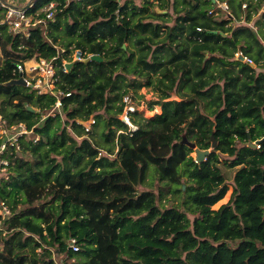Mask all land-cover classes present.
I'll use <instances>...</instances> for the list:
<instances>
[{
    "label": "trees",
    "instance_id": "1",
    "mask_svg": "<svg viewBox=\"0 0 264 264\" xmlns=\"http://www.w3.org/2000/svg\"><path fill=\"white\" fill-rule=\"evenodd\" d=\"M137 1L57 0V21L29 40L0 23V115L40 137L5 154L0 264H264V0ZM72 45L85 57L59 69L65 117L50 114L54 94L8 84L18 62L61 64ZM145 86L161 112L129 111L130 126L124 98ZM183 135L211 152L197 161ZM222 157L238 169L214 209L227 198ZM145 181L156 190L138 191Z\"/></svg>",
    "mask_w": 264,
    "mask_h": 264
},
{
    "label": "built area",
    "instance_id": "2",
    "mask_svg": "<svg viewBox=\"0 0 264 264\" xmlns=\"http://www.w3.org/2000/svg\"><path fill=\"white\" fill-rule=\"evenodd\" d=\"M21 1V0H19ZM25 4L23 6H16L12 3V0H0V11L4 10V18L0 23H5L8 26V31L29 40L31 36V30L33 27L43 24L45 28H48L50 23L57 21L56 12L58 10L57 0H52L39 8H36L38 0H23ZM70 1V0H67ZM218 8L227 9L223 3H217ZM245 7V4H244ZM0 33V41H1ZM72 52L68 54L67 57L63 59V62L59 64L57 62L58 56H52L50 58H41L37 59L33 57L27 61L18 62L15 68V71L19 72V77L22 76L27 82L28 86L33 87L39 94L42 93H51L54 94L57 98L56 104L53 110L50 112L51 115L56 114V110L60 109L62 106L61 95L64 94L62 90H58L57 81L60 78L59 69L62 72H68L70 67L69 62H78L84 59L85 53L81 48H71ZM64 52L65 49H62ZM2 55L1 46H0V56ZM245 60L249 63H253V60L247 56H244ZM18 77V78H19ZM71 92H66V95L69 96ZM127 105V113L129 111H134L135 108L133 105H129V97L124 98ZM124 116V120L132 126L129 115ZM94 122V120H93ZM0 172L5 174L8 173L9 160L5 156L6 153L11 152L10 147H18L19 140L28 134V132H33V130H28L23 123L19 124H9L6 119L0 117ZM87 129L89 127L86 126ZM34 140H37V137L34 136ZM260 146L259 144H257ZM8 176V175H7ZM4 216H7L11 213V210L5 202H2L1 211ZM69 246L78 250L79 245L75 238L70 237Z\"/></svg>",
    "mask_w": 264,
    "mask_h": 264
},
{
    "label": "rangeland",
    "instance_id": "3",
    "mask_svg": "<svg viewBox=\"0 0 264 264\" xmlns=\"http://www.w3.org/2000/svg\"><path fill=\"white\" fill-rule=\"evenodd\" d=\"M150 1H152V0H150ZM256 1H257V0H253V2H256ZM12 3H13L14 5H16V6H23V5L25 4V2H24L23 0H21V1H19V0H12ZM143 3H145L144 0H139V1H137V4H138L139 6H141ZM217 3H223V4L225 5V7H227V3H226V2H217ZM243 8H244V5H243ZM150 10H151V7H150ZM213 12L216 14L218 11H216L215 9H213ZM263 12H264V6H263V8H262V9H261L256 15H254L253 20L257 19V18H258ZM255 28H257V27H255ZM263 42H264V39H263ZM126 46H129L132 50H134V51L137 52L136 47H135L132 43H130V42L126 43ZM70 48H73V45H72ZM90 56H92V55H90ZM130 76H131V77H134L135 75L131 74ZM27 86H28V85H27ZM37 93H38V92H37ZM128 97H129V100H128L129 103H128V104H129V105H133L134 108H135L136 110H138V112H139L140 114L144 115V116L147 117V118L152 117V116H154L155 114L161 112V107H160L159 105H156V106L154 107V109H151V108H150V102L153 101V100L158 99V97H159V91H158L154 86H145V87H143V88L137 90V93L134 92V89H131V91H130V96H128ZM180 98H181L180 95H179L178 93H176V92H173V93H172V96L170 97V99H180ZM126 109H127V107H126ZM57 110H58V109H57ZM57 110H56V111H57ZM51 111H52V110H51ZM60 112H61L62 116L65 117V115L62 113V109H60ZM126 114H128V113H127V111L125 110L124 113H122V114L120 115V118H124V116H125ZM128 115H129V114H128ZM0 117H2V116L0 115ZM2 118H3V117H2ZM3 119H4V118H3ZM93 120H94V119L91 118V119L88 120V121H83V124H84L85 126L89 127V129H91V126H92V124H93ZM131 123H132V122H131ZM24 125H25V124H24ZM25 126H26V125H25ZM26 128H27V127H26ZM0 129H1V127H0ZM86 129H87V128H86ZM34 136H35L34 133L29 131L28 134L25 135L24 137H25L26 139H30V138L33 139ZM39 138H40V137L37 136V140H38ZM17 148H20L19 143H18V147H17ZM9 150H10V148H9ZM103 153H105V152H103ZM100 155H101V154H100ZM109 155H110V154H109ZM191 155H193V156L198 160V153H197V150H196L195 147H194V151L191 153ZM110 156H111V157H115V156H117V155L113 154V155H110ZM227 158L229 159L230 157H227ZM225 160H226V159H225ZM225 160H224V157H222V158H221V164H220V165H221V167H222V170H223L224 174L226 175V180H227V183H228V190H227V193H226L227 198H225L224 200H221V201L218 202L217 204H214V205H213V208H214V209H217V208H219L222 204L227 203V202L230 200V198H231V196H232L233 189H234V174H235L236 170L238 169V166L235 167V168H230V167H228V166L224 163ZM0 173H3V172H0ZM4 174H5V173H4ZM0 175H1V174H0ZM149 179H150V176L147 175V180H149ZM186 180H187V179H186ZM161 184H162V183H160L159 181H156V182H155V185H156L157 187H159ZM186 186H187V185H186ZM136 188H137L138 191L147 190V189H153V190H156L155 188L150 187L147 181L138 184V185L136 186ZM167 198L172 199V200H170V201H175V203H178V202L180 201V199H179L178 196H176V198H175V197L172 198V194H171L170 192L165 193V197H163V202H166V199H167ZM62 256H63L62 254H61V255H58V256L56 255L55 258H56L57 261H60V260L62 259Z\"/></svg>",
    "mask_w": 264,
    "mask_h": 264
},
{
    "label": "water",
    "instance_id": "4",
    "mask_svg": "<svg viewBox=\"0 0 264 264\" xmlns=\"http://www.w3.org/2000/svg\"><path fill=\"white\" fill-rule=\"evenodd\" d=\"M215 3H216V0H213ZM125 46V45H124ZM239 58L244 60V56L240 53L239 54ZM91 59H97V60H101V56L100 55H92L91 56ZM75 62H69L68 65L70 68H72L74 66ZM253 64V63H252ZM254 65V64H253ZM8 84H13V85H23V86H27V82L26 80L24 79V77L20 76L19 78H16V79H13L11 81H9ZM182 142H185L187 143L189 146L191 147H195L196 150H197V153H198V160L197 161H202L210 152L211 150L210 149H201L199 148L196 143L194 142H191L187 139L186 135H183V139H182ZM217 146V140L216 138L214 137V135H212V145L211 147L212 148H215ZM251 146H256L255 143H252Z\"/></svg>",
    "mask_w": 264,
    "mask_h": 264
},
{
    "label": "clouds",
    "instance_id": "5",
    "mask_svg": "<svg viewBox=\"0 0 264 264\" xmlns=\"http://www.w3.org/2000/svg\"><path fill=\"white\" fill-rule=\"evenodd\" d=\"M256 144L257 147H259L257 144H259L258 142H254Z\"/></svg>",
    "mask_w": 264,
    "mask_h": 264
}]
</instances>
